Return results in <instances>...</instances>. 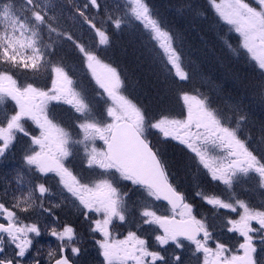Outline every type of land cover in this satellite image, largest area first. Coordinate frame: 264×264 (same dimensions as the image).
Segmentation results:
<instances>
[{"label":"snow or ice","instance_id":"obj_1","mask_svg":"<svg viewBox=\"0 0 264 264\" xmlns=\"http://www.w3.org/2000/svg\"><path fill=\"white\" fill-rule=\"evenodd\" d=\"M208 3L218 21L239 34V45L228 47L258 68L260 79L252 87L264 103V0ZM193 11L194 5L190 14ZM70 13L73 21L90 30L91 43L65 26L63 12L57 15L48 0H0V161L22 134L28 138L22 160L29 174L17 170L20 194L0 186V264H40L36 243L45 233L57 240L56 248L47 252V264H79L82 235L73 225L60 224L54 210L61 204L45 207L54 195L48 174H53L63 199L80 209L103 264H184L175 251L167 253L165 246L170 245L191 248L196 264H264V206L251 207L236 191L241 177L264 190V122L260 137L253 140L243 131L249 117L241 103L230 105V118L200 88L183 87L198 74L196 63L185 34L150 0H82L72 4ZM125 32L139 41L145 60L157 69L164 85L157 92L160 111H166L176 95L182 100L179 116L151 114L132 96L121 66L101 58L112 36ZM66 43L102 90L96 96H106L104 107L97 109L86 90H77L69 65L58 54ZM41 79L50 80V87L35 86ZM52 101L71 105L78 114L80 139L50 114ZM28 121L36 125L38 135L28 130ZM97 139L103 141L100 148ZM174 142L182 148L170 155ZM77 146H82L90 169L103 170L98 177L78 175L68 166ZM213 182L222 184L223 192L213 190ZM185 184L196 187L195 195L211 206L212 221L221 209L238 215L221 223L228 232L239 233L242 242L235 247L222 242L208 217L197 218ZM159 200L167 201L170 215L158 214L154 202ZM41 216L51 217L53 226L42 225ZM125 225L136 230L121 239L117 230ZM144 226L157 233L154 243L161 251H151L149 241L138 235Z\"/></svg>","mask_w":264,"mask_h":264},{"label":"trees","instance_id":"obj_2","mask_svg":"<svg viewBox=\"0 0 264 264\" xmlns=\"http://www.w3.org/2000/svg\"><path fill=\"white\" fill-rule=\"evenodd\" d=\"M48 2L57 15L63 12L65 26L71 27L77 36L89 43L92 42V34L87 26L81 27L79 21H73L70 13L72 4L80 3L82 0H48ZM150 3L167 22L185 34L186 44L192 53L198 74L193 77L191 85L183 87L200 88L210 96L213 104L223 109L230 118L232 116L230 105L235 102L241 103L249 117V122L242 125L245 136H250L253 140L259 138L260 124L264 122V103L256 96L252 85L260 79V72L250 58L232 51L239 45V34L231 30L223 21H218V17L210 9L208 0H150ZM193 5L199 14H196V11L190 14ZM229 44L232 49L228 47ZM58 54L65 58L71 69L69 75L73 77L77 87L86 90L88 95L94 98L93 103L96 102L98 109L99 99L96 92L99 89L91 72L86 69L72 45L64 44ZM101 58L105 63L121 66L128 77L127 85L132 96L136 97L139 103L147 106L151 114L179 116L182 100L176 95L170 98L167 110L160 111L157 92L162 90L164 85L157 76V69L150 67L142 55L138 40L133 42L127 32L116 33L112 36V44L107 48L106 55ZM35 86L49 87L50 80L41 79ZM54 107L56 110L52 107L51 111H55L57 116L73 118L69 115L70 110L58 105ZM181 148L182 146L176 144L175 147H170V155L179 154ZM204 187L206 188V185ZM195 188L185 184L183 190L191 196V201L195 198L200 202V198L193 193ZM218 188L220 186L214 182V190L217 191ZM260 206L264 205L260 204ZM204 207L208 206L204 205ZM129 230L131 227L127 228L125 225L117 231L119 235H126ZM79 233L83 236L87 234L86 231Z\"/></svg>","mask_w":264,"mask_h":264},{"label":"rangeland","instance_id":"obj_3","mask_svg":"<svg viewBox=\"0 0 264 264\" xmlns=\"http://www.w3.org/2000/svg\"><path fill=\"white\" fill-rule=\"evenodd\" d=\"M96 86L99 89L98 85H96ZM77 90H80V88L77 87ZM99 91L102 92L101 89H99ZM98 99L99 100L97 102V107H98V109H100V108L104 107L103 104H104V100L106 99V96H99ZM10 103L14 104V102H10ZM57 105L70 110L69 111V115L73 116V118L69 119V123H70L71 127L73 128V131H75V132L72 131L73 138L74 139H80L81 137H80V135H78L79 130L77 128H75L76 117L78 116V114L74 113V110L72 109L71 105L65 104L62 101H52V102L49 103L48 106L54 107V106H57ZM95 106H96V102H95ZM56 122L63 123V121L61 119H59V118H56ZM27 125L29 126L28 130L33 135H38L39 134L38 128L31 121H28ZM66 129L68 130L69 128H66ZM174 143L176 145H178L177 142H174ZM27 144H28V138L27 139H23V135L21 134L19 136V142L8 153V155L4 158V160L0 161V186H3L4 183H8L9 185H11V191L15 192L16 194H20L21 193V188L18 187L17 184L15 183V177L17 175V170H24L25 171V175H29L27 173V171L25 170V168H24L23 160H22V157H23V154H24L23 150L27 146ZM95 146L97 148L102 147L103 146V141H100L99 139H97L96 142H95ZM77 148L79 149V151H74V158H75L74 160H75L76 163H81L83 172L85 173V175H83V176L91 177V178L98 177L103 170H101L99 168L90 169L88 167L86 159L84 157L82 146H77ZM70 166L72 167V165H70ZM78 169H80V168H78ZM36 175H39V174H36ZM245 179H246L245 177H241L240 182L236 185V191L239 193L238 198L246 200V202L248 200L250 202V199L254 198V199H256L259 202V204H263L264 205V200H263V198H264V190L259 189L256 186V184H255V182L253 180H250V179L247 178L248 188H249V196H248L247 193L243 192V191L246 190L245 184H244V180ZM46 180H47V182L55 181V179L54 180H48V178H46ZM215 184H216V182H215ZM48 185L52 186L51 183H48ZM219 185H220V188L217 189L218 193L219 192H223V190H224V186L222 184H219ZM213 186H214V182L211 185L212 189H213ZM121 187H122L123 191H127L128 190V188L124 187V185H121ZM129 187H130V185H129ZM207 187H208V185H206V189H207ZM197 190H198L197 188H195L193 190L194 195H195V192ZM241 190H243V191H241ZM53 193H54V195L51 197V199L49 201H47L48 205H49V203H51V204H60L62 201H64V200H62L63 197L61 196L60 193H57L54 190H53ZM132 198L133 199L136 198L135 194H133ZM190 199H191V197H190V195H188V201ZM200 202H201L202 205L206 204V202H204L202 200H200ZM48 205H47V207H48ZM154 207L158 211V214H161V215H166L167 214V212L165 210V205L161 204L160 202L155 201L154 202ZM58 209L59 208H57L55 210H58ZM238 211H242V210L238 209ZM199 213H200V216L203 215L204 217H208L209 220L212 223H214L217 238L219 240H221L222 242L229 243V245L232 246L231 245L232 238L229 235H226V234H220L219 235L218 233H227L228 232L227 228L224 226V224L221 223V220L222 219H238V217H235L237 214L233 215L234 213L232 212V214H230L228 212V209H221V210H218V218L216 220L212 221L211 218H212V215H213V211L211 209V206L204 207V209H199ZM209 213H210V215H209ZM168 215H170V214H168ZM197 217H199V216H197ZM95 218L96 217L93 216V219H95ZM40 221L43 222L42 220H40ZM60 224H63V223L61 222ZM147 227H148V231H149V226H147ZM88 228H89V225L87 223V234L86 235L88 237L86 235L85 236L82 235V243L79 246L82 249L89 248L87 246V241H88L87 239L89 238V240L93 244L92 247H91L92 250H94L95 252L97 251V253L99 254L97 245L94 243L93 237L91 235H89V233H88ZM145 230H146V227L144 226V231ZM155 234H157V233H155ZM123 236L124 235H119V238L122 239ZM95 238L96 239H100L101 237L99 235H97ZM37 239H39V241L37 242V245H38L37 248H40V250H41L39 257L46 259L48 250L50 248H56L57 240H56L55 237H52L50 235H48V236L42 235L41 237H39ZM236 245H237V243L234 244L233 247H235ZM153 246L156 248L155 251H161L160 246H156L155 244H153ZM173 251H175V249L170 245L167 248V253L170 255V254L173 253ZM184 254H185V258L188 257L189 260H193L192 257L190 256L192 254L191 248H185L184 249ZM35 255H36V251H35ZM184 264H191V263H184Z\"/></svg>","mask_w":264,"mask_h":264},{"label":"flooded vegetation","instance_id":"obj_4","mask_svg":"<svg viewBox=\"0 0 264 264\" xmlns=\"http://www.w3.org/2000/svg\"><path fill=\"white\" fill-rule=\"evenodd\" d=\"M69 161H70V163L68 164V166L71 167L70 165H72L73 170L75 171V173H77L78 175H82V176L85 175V173L83 172L81 163H76L73 157H70ZM78 168H80V169H78ZM47 178H48V180H54L53 179V174H48ZM47 183H51L52 187H53V190L55 192H57V193H60L58 191V189L55 187L56 180L55 181H50V182H47ZM244 184H245L246 190L245 191L242 190V191L248 194V183L245 181ZM3 187H7L9 189V191H11V185H9L8 183H4ZM24 190H26V189H24ZM62 200H64V199H62ZM263 200H264V198H263ZM247 202L250 204L251 207H256V208H260L261 207L259 202L257 200H254L253 198L250 199V202H249V200ZM60 204H61V207H59L58 210H54L55 216L58 217L59 222L60 223L62 222L63 224L64 223H68V224L73 225L76 228L78 233L79 232H83V231L87 232V222L84 220L83 216L80 215V209L75 207L71 202H68V201H65V200L62 201ZM47 205H48V202L46 201L45 202V207H47ZM163 205H165V204H163ZM165 210L167 212L166 215L171 214L170 213V209L166 205H165ZM196 212L198 213V211H196ZM228 212L230 214H232L231 210H228ZM197 218L199 219V217H197ZM40 220L43 221V222H41L42 225L43 224H48L49 228H51L53 226L51 217L41 216ZM0 222H2V221H0ZM26 222H32V221H26ZM252 226L253 227H258V224L255 221H253L252 222ZM133 231H135V229ZM148 232H149V234L146 236L145 239H147L149 241L150 250L151 251H155L156 248L153 246V244H155L154 243L155 232H153L150 227H149V231ZM218 234L219 235L220 234L229 235L232 238V242H231L232 246H234V244H236L238 241L242 242V238L239 236V233L227 232V233H218ZM43 235L48 236V234H46V233L43 234ZM87 240H88L87 241V246L89 248L82 249V252H81L80 257H79V264H103L102 256H100L97 253V251L95 252L94 250H92L91 247H92L93 244L91 243L89 238ZM38 241H39V239H37V242ZM185 243L187 244L188 242H185ZM36 247H38L37 243H36ZM165 247L168 248L169 246H165ZM172 247L174 248V246H172ZM11 251H12V249H11V247H9L7 249V252L10 253ZM162 254H165V253L162 252ZM175 254L176 255H180L182 257L184 263L196 264V260L192 256V254L190 256L192 257L193 260H189L188 257L185 258L184 249H182V250L181 249H175ZM32 255H35V249L32 250ZM39 259H40V264H47V258L45 259V258H40L39 257Z\"/></svg>","mask_w":264,"mask_h":264},{"label":"water","instance_id":"obj_5","mask_svg":"<svg viewBox=\"0 0 264 264\" xmlns=\"http://www.w3.org/2000/svg\"><path fill=\"white\" fill-rule=\"evenodd\" d=\"M160 201L165 202V203L168 205L167 201H163V200H160ZM169 207H170V206H169Z\"/></svg>","mask_w":264,"mask_h":264}]
</instances>
